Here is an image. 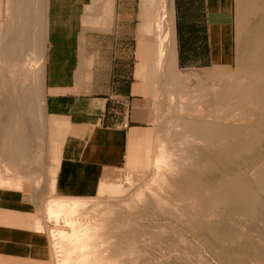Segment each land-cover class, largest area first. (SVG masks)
<instances>
[{
  "label": "rangeland",
  "instance_id": "374dc122",
  "mask_svg": "<svg viewBox=\"0 0 264 264\" xmlns=\"http://www.w3.org/2000/svg\"><path fill=\"white\" fill-rule=\"evenodd\" d=\"M252 1L233 0L229 63L208 68L173 65L172 78L170 62L167 74L162 64L152 63L145 77L154 119L145 142L134 145L125 165L103 180L112 184L75 197L60 194L56 187L64 131L60 118L45 107L44 10L34 5L32 12L42 15L40 34L21 35L17 50L9 51L14 44L9 41L16 38L13 25L22 19L14 17L13 5L0 0L1 96L24 91L28 97L25 155H13L0 138V175L10 179L9 187L0 186V264H70L61 259L58 240L48 232L72 228H88L89 250L106 264H264V103L243 90L259 77L246 74L250 57L243 42L242 19ZM200 118L240 128L259 126L254 147L242 150L235 170L259 200L251 213L231 209L224 201L213 206L200 202V195L221 187L220 176L213 184L204 180L220 172L221 163L212 162L215 152L209 144L215 139L206 141L183 129ZM163 147L169 165L160 160L157 166ZM187 174H195L199 195L179 189ZM57 214L70 220L57 221Z\"/></svg>",
  "mask_w": 264,
  "mask_h": 264
},
{
  "label": "crops",
  "instance_id": "0c3cea01",
  "mask_svg": "<svg viewBox=\"0 0 264 264\" xmlns=\"http://www.w3.org/2000/svg\"><path fill=\"white\" fill-rule=\"evenodd\" d=\"M7 2L22 19L13 25L12 43L40 34L42 15L32 12L44 10L45 107L64 131L55 179L60 194L85 196L112 184L103 180L145 142L154 119L145 77L153 62L165 73L170 62L172 78L173 65L208 68L232 58L233 0ZM161 51L166 62H158Z\"/></svg>",
  "mask_w": 264,
  "mask_h": 264
},
{
  "label": "bare ground",
  "instance_id": "6f19581e",
  "mask_svg": "<svg viewBox=\"0 0 264 264\" xmlns=\"http://www.w3.org/2000/svg\"><path fill=\"white\" fill-rule=\"evenodd\" d=\"M250 9V13L246 16H243L242 19L244 21L243 25L246 27V33L243 36V42L250 57L246 74H258L257 76L259 77L251 80L246 86L243 87V90L248 89V92L251 94L254 101L264 103V0L252 1L250 3ZM159 22L156 24H159ZM162 27L164 28V26ZM161 37L163 38L162 35ZM162 40L163 39H160L158 41L160 42ZM9 42L12 43L11 41ZM16 46H18V44L14 43L10 45L9 49L11 48L10 50L14 51ZM4 53L5 52H3V54ZM161 53H159L160 55L158 56H161ZM163 56L164 54L161 58L159 57L160 60L158 59V62L165 61L163 60ZM169 66L170 65L167 63L165 68L168 73L170 72L168 71ZM185 79L188 78L185 77ZM223 90L224 89L220 90V92L224 93ZM27 103L28 97L24 91L18 93L15 96L6 94L0 97V138L3 140V146H7L10 148V152L13 155L20 157H23L26 153L24 127ZM183 129L206 141L215 139V142H209L210 146L214 148L215 152V155L212 157V162L214 163V160H217L219 163H221V166L219 167L220 172L217 171L212 176L204 178V180L210 184L212 182L211 180H214V178L220 176L221 187L219 191L212 192L209 195H200V202L204 205L213 206L218 201H224L231 209H239L242 212L251 213L253 211V207L259 203V200L250 188L247 180L242 175L236 174L235 170L236 165H238L240 162L237 158L239 157L242 150L244 151L254 147L256 137L259 135V126H244V128H240L238 126L232 125L231 123L218 121L217 119L210 120L200 118L188 122L185 124ZM161 152L162 154L160 158L155 161V164L160 166L159 162L161 160L163 163L162 165H169V153L165 147H163ZM28 159L29 158L27 157V160ZM222 172H225L229 176L224 177ZM9 182L10 179L6 173L4 175H0V186L5 185L9 187ZM211 184H213V182ZM179 189L188 194L199 195L200 193L198 191V184L196 183L195 174H187L182 176L179 183ZM60 218L62 219V223L70 220L65 216L58 214L56 217H54V219L57 221ZM208 226L209 228L213 229L212 223L208 224ZM87 231L88 228H72L70 232L63 229H54L49 231L48 234L54 240H58L55 242V244H58L61 259L68 260L70 264H79V261L82 264H106L104 261L96 258L95 254L91 253L92 251L89 250L88 239L90 236L88 235L89 233ZM227 234L225 235L227 236Z\"/></svg>",
  "mask_w": 264,
  "mask_h": 264
}]
</instances>
